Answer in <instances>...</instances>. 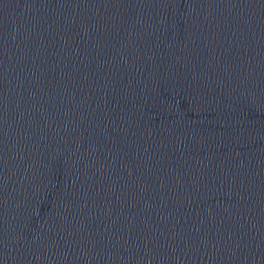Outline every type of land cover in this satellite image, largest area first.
Segmentation results:
<instances>
[{
	"label": "water",
	"instance_id": "water-1",
	"mask_svg": "<svg viewBox=\"0 0 264 264\" xmlns=\"http://www.w3.org/2000/svg\"><path fill=\"white\" fill-rule=\"evenodd\" d=\"M0 264H264V0H0Z\"/></svg>",
	"mask_w": 264,
	"mask_h": 264
}]
</instances>
